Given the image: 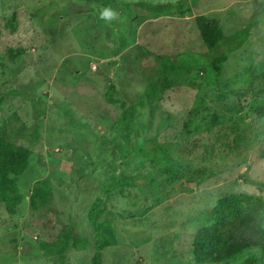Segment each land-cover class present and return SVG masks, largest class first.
Listing matches in <instances>:
<instances>
[{"label": "rangeland", "instance_id": "rangeland-1", "mask_svg": "<svg viewBox=\"0 0 264 264\" xmlns=\"http://www.w3.org/2000/svg\"><path fill=\"white\" fill-rule=\"evenodd\" d=\"M179 1L184 14L148 11ZM103 6L120 20H99ZM197 16L217 20L225 36L254 20L246 42L227 54L220 91L198 66L174 60L165 72L161 64V55L205 53ZM150 82L162 85L152 104ZM110 83L116 104L104 98ZM164 112L173 120L159 128ZM0 135L31 151L12 176L21 196L14 213L0 202V264H92L87 212L117 175L137 185L104 199L100 220L110 221L117 244L103 249L101 264H197L193 235L219 199L241 192L264 199V0H0ZM142 143L151 151L165 144L174 162L137 154ZM43 178L52 186V217L29 205L31 186ZM40 243L66 247L46 255ZM252 262H264L254 248L216 264Z\"/></svg>", "mask_w": 264, "mask_h": 264}, {"label": "trees", "instance_id": "trees-1", "mask_svg": "<svg viewBox=\"0 0 264 264\" xmlns=\"http://www.w3.org/2000/svg\"><path fill=\"white\" fill-rule=\"evenodd\" d=\"M151 6L153 7L148 11L155 16L173 13L184 14L188 11V7H185L181 1L175 4ZM195 22L206 48L205 53H194L195 56L191 52H182L175 59L161 55V64L165 72L178 65H175L174 60H178L179 65L184 69L198 66L205 84L214 91H220L223 88V63L226 61L227 54L237 50L246 42L250 26L254 20L250 19L249 24L228 36L221 32L217 20L197 16ZM190 56H194L190 58L193 61H186L189 59L187 57ZM156 57H160V55H156ZM161 88L162 85L158 86L153 82L147 85L145 94L149 104H152L154 98L160 96ZM113 92L114 86L110 83L104 92V98L109 104L118 102L113 97ZM13 93L19 94L18 91H13ZM22 95L32 104L38 102L25 93ZM172 120V115L164 112L159 128L167 126ZM148 141L154 142V139L149 138ZM135 152L152 159L156 165H170L174 162L165 144H156L151 151L142 143L136 147ZM30 154L31 151L28 147L12 144L0 135V202L4 203L9 214L14 213L16 205L21 200L19 184L16 178L12 176H17L26 169ZM242 178L249 184L258 186L262 184L250 179L245 174L242 175ZM136 185L133 176H114L109 183L102 187L101 196L96 197L91 203L87 218L95 231L92 264H101L103 249L117 244L110 221L108 219L100 220L104 199L110 192L118 188ZM29 205L42 215L48 217L54 215L52 186L48 179L43 178L33 183L29 194ZM204 218V222L197 227L192 239V253L197 264L227 263L239 257L244 250L252 248L264 255V199L261 196L247 192L224 196L217 201L211 211L206 213ZM80 244L85 247L86 240H81ZM40 245L46 255L54 253L56 249L63 251L66 247L65 244L57 245L56 243H40ZM251 264L255 263L252 262Z\"/></svg>", "mask_w": 264, "mask_h": 264}, {"label": "clouds", "instance_id": "clouds-1", "mask_svg": "<svg viewBox=\"0 0 264 264\" xmlns=\"http://www.w3.org/2000/svg\"><path fill=\"white\" fill-rule=\"evenodd\" d=\"M98 19L111 24L120 20V12L111 6H103L98 13Z\"/></svg>", "mask_w": 264, "mask_h": 264}, {"label": "crops", "instance_id": "crops-1", "mask_svg": "<svg viewBox=\"0 0 264 264\" xmlns=\"http://www.w3.org/2000/svg\"><path fill=\"white\" fill-rule=\"evenodd\" d=\"M182 193V192H181Z\"/></svg>", "mask_w": 264, "mask_h": 264}]
</instances>
